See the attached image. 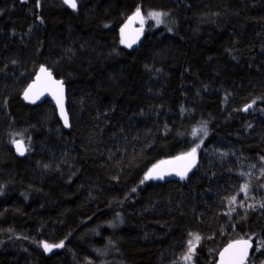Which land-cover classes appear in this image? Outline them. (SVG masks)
Wrapping results in <instances>:
<instances>
[{
    "label": "trees",
    "instance_id": "trees-1",
    "mask_svg": "<svg viewBox=\"0 0 264 264\" xmlns=\"http://www.w3.org/2000/svg\"><path fill=\"white\" fill-rule=\"evenodd\" d=\"M76 4L0 0V264H179L194 236L195 264L236 238L264 261V0ZM137 9L161 21L127 48ZM40 65L68 128L21 96ZM193 148L184 178L144 179Z\"/></svg>",
    "mask_w": 264,
    "mask_h": 264
},
{
    "label": "water",
    "instance_id": "water-1",
    "mask_svg": "<svg viewBox=\"0 0 264 264\" xmlns=\"http://www.w3.org/2000/svg\"><path fill=\"white\" fill-rule=\"evenodd\" d=\"M64 2V0H62ZM66 4V3H65ZM69 8H71L68 4H66ZM137 11V10H136ZM136 11L133 12L127 20L123 23V25L120 27V37L124 41L127 48H134L137 47L143 39L142 31L139 27V23L141 21V11L140 16L136 17ZM130 45V46H129ZM45 69V71H41V69ZM50 73V75H49ZM28 93V98H25V93ZM22 98L25 102L29 104H39L45 100L49 101L53 107L55 108L56 114L60 120L61 125L64 128H68L69 123V116L67 113V98H66V87L63 81L59 78H56L52 71L47 68L45 65H40L33 78L29 83L25 86L23 92H22ZM58 99L61 101V103H58ZM61 104L63 105V113L61 111ZM245 109H247L245 111ZM250 110V107L245 106L243 108L244 112H248ZM65 116L67 117V125H65ZM17 143H20L23 147V154H21L17 150ZM13 149L15 153L18 156H23L26 152V147L24 142L21 139H17L13 142ZM185 154H179L177 156L171 157L169 159L163 160L155 164L154 166H159L156 168V173H159L163 176L162 179L151 178L150 180L153 181H169V180H177L181 179L180 175H177L178 171H184L187 168L186 175H188L195 167V159L194 157H187L183 160H177V157L184 156ZM189 165H191L189 167ZM154 166L150 169H153ZM149 172V171H148ZM239 241H248L251 245L248 248V255L244 260V264H248L249 259L253 253L254 250V242L249 238H236L228 241L226 244H224L217 252L215 260L212 264H221V253L224 252L226 248L229 247V245H234L235 248L232 251H236L240 247V245L237 244ZM227 256V254H226Z\"/></svg>",
    "mask_w": 264,
    "mask_h": 264
},
{
    "label": "snow or ice",
    "instance_id": "snow-or-ice-1",
    "mask_svg": "<svg viewBox=\"0 0 264 264\" xmlns=\"http://www.w3.org/2000/svg\"><path fill=\"white\" fill-rule=\"evenodd\" d=\"M64 3L68 4L71 8L75 9L77 7L76 4V0H64ZM136 17L140 16V10L137 9L136 11ZM150 16H152L153 18H155L157 20V22H160V13H150ZM166 15V14H165ZM130 46V45H129ZM41 71H45V69H41ZM50 75V73H49ZM25 98H28V93H25ZM58 103H61V101L58 99L57 101ZM248 107H251V105H249ZM247 109H245L246 111ZM61 111L63 113V105L61 104ZM68 121H67V117L65 116V125H67ZM197 130H194V135L196 133ZM17 150L23 154V147L20 143H17ZM196 152V149L193 148L192 151L190 153L185 154L184 156L181 157H177V160H183L186 159L187 157H194ZM191 165H189L190 167ZM159 166H154L153 169H150L149 172L145 175L144 179L148 180L151 178H154V173H155V178H159L162 179L163 176L159 173H156V168H158ZM187 168L184 171H178L177 175H180L181 178H184V175L186 174ZM141 183H143V181H141ZM246 187V186H245ZM133 191H135V189H133ZM234 199V198H233ZM264 206V205H262ZM196 240H199V237H195ZM238 245H240V247L238 249H236V251H232L235 246L234 245H229L228 248H226L224 250L223 253H221V264H244V260L248 255V248L251 246L249 244L248 241H239L237 242ZM262 245H264V242H262ZM63 244H59V245H48V244H44V248L45 250H51L52 247H62ZM191 250V249H190ZM259 250V249H257ZM227 254V256H226Z\"/></svg>",
    "mask_w": 264,
    "mask_h": 264
},
{
    "label": "rangeland",
    "instance_id": "rangeland-1",
    "mask_svg": "<svg viewBox=\"0 0 264 264\" xmlns=\"http://www.w3.org/2000/svg\"><path fill=\"white\" fill-rule=\"evenodd\" d=\"M150 13H156V12L150 11V12H146V13L142 14L141 22L139 23V27H140L142 32L152 31L151 29L154 25L160 24V22H157V20L155 18H153L152 16L149 15ZM160 21H161V15H160ZM258 172L264 173V165L258 170ZM195 237H197V236H194L190 239L189 244H188V250H187L186 254L181 258L179 264H195L194 258H193V252H194L196 244L198 242V240H196ZM48 245H51V244H48ZM56 248H58V247H52L51 250H45V248H44V251L47 254H49L50 252L54 251ZM255 256H256V254H254L253 258H255ZM259 264H264V261L261 260L259 262Z\"/></svg>",
    "mask_w": 264,
    "mask_h": 264
},
{
    "label": "bare ground",
    "instance_id": "bare-ground-1",
    "mask_svg": "<svg viewBox=\"0 0 264 264\" xmlns=\"http://www.w3.org/2000/svg\"><path fill=\"white\" fill-rule=\"evenodd\" d=\"M72 9H73V8H72ZM121 40H122V39H121ZM122 42H123V44L125 45V43H124L123 40H122ZM125 46H126V45H125ZM243 108H244V107H243ZM242 110H243V109H242ZM243 112H244V111H243ZM152 167H153V166H152ZM152 167H151V168H152ZM149 170H150V169H149ZM149 170H148V171H149ZM148 171H147V173H148ZM147 173H146V174H147ZM146 174H145V175H146ZM186 176H187V175H186ZM184 177H185V176H184Z\"/></svg>",
    "mask_w": 264,
    "mask_h": 264
}]
</instances>
